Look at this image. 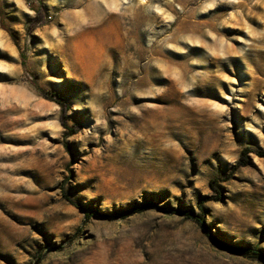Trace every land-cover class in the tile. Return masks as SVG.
<instances>
[{"label":"rangeland","instance_id":"rangeland-1","mask_svg":"<svg viewBox=\"0 0 264 264\" xmlns=\"http://www.w3.org/2000/svg\"><path fill=\"white\" fill-rule=\"evenodd\" d=\"M206 229L264 254V0H0V264H264Z\"/></svg>","mask_w":264,"mask_h":264},{"label":"trees","instance_id":"trees-1","mask_svg":"<svg viewBox=\"0 0 264 264\" xmlns=\"http://www.w3.org/2000/svg\"><path fill=\"white\" fill-rule=\"evenodd\" d=\"M35 11L38 13L37 18H39V15L42 12L41 7H35L34 8ZM22 63L24 64V59L22 58ZM37 89L39 90V92L46 98L51 99L53 101H55L58 105H60L64 111L62 117H61V124L64 128L69 129L70 133H74V130L70 129L66 119H65V111L68 109V103L63 99V97L57 93H50L48 91L43 90L42 88L37 86ZM218 193V192H217ZM68 201H70V203H74L72 200H70L69 198H67ZM151 207V204L148 203H143V204H139L127 209H121L119 210L116 214V216L118 217H127L129 215H132L134 213H139L142 212L148 208ZM178 214H181L183 216H185L186 218H193L195 221H197L198 223H202L203 222V216L201 215H196L192 210H177L176 211ZM91 215L90 212H87V216L89 217ZM104 216H106V213L103 214ZM203 224V223H202ZM209 241L217 248L221 249V250H226L232 254L235 255H239V256H243V257H250V258H264V254L263 251L257 248H250V247H244V246H238L229 242H225L223 240H220L218 237L214 236L210 230L206 229L204 230Z\"/></svg>","mask_w":264,"mask_h":264},{"label":"bare ground","instance_id":"bare-ground-1","mask_svg":"<svg viewBox=\"0 0 264 264\" xmlns=\"http://www.w3.org/2000/svg\"><path fill=\"white\" fill-rule=\"evenodd\" d=\"M112 33H111V29L109 28V27H107V28H104L103 29V31H102V38H101V40L104 42V43H107L108 41H110V35H111ZM91 49H94V48H91ZM90 49V50H91ZM95 50V49H94ZM88 50H86V52H87ZM90 53V52H89ZM98 53V52H97ZM86 55V54H85ZM89 55V54H88ZM98 55V54H97ZM98 57V56H97ZM97 60H98V58H96ZM95 59V60H96ZM87 63H88V61H87Z\"/></svg>","mask_w":264,"mask_h":264}]
</instances>
